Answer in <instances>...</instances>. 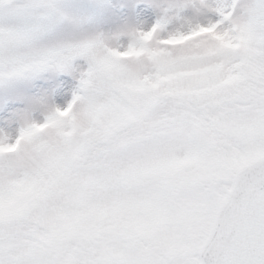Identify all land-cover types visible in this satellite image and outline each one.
I'll return each mask as SVG.
<instances>
[{"label":"snow or ice","instance_id":"1","mask_svg":"<svg viewBox=\"0 0 264 264\" xmlns=\"http://www.w3.org/2000/svg\"><path fill=\"white\" fill-rule=\"evenodd\" d=\"M94 11L0 0V264H264V0Z\"/></svg>","mask_w":264,"mask_h":264},{"label":"rangeland","instance_id":"2","mask_svg":"<svg viewBox=\"0 0 264 264\" xmlns=\"http://www.w3.org/2000/svg\"><path fill=\"white\" fill-rule=\"evenodd\" d=\"M61 3L68 5H91L95 9L92 13H78L80 19L84 23L85 27L90 30L95 26L92 24V18L102 17L106 14L107 10L112 8L117 0H60ZM133 9L141 7V0H131ZM120 11H124V6L121 4ZM146 24V21L139 16H125L122 19L121 27H141ZM98 31H109L108 29H97ZM67 31V30H66ZM58 74L53 71H46L41 73L36 79L29 81L27 84L21 85L19 90L22 94H26L32 90H40L37 88L39 85L50 83L53 79H58ZM9 88L6 86H0V99H3L9 92Z\"/></svg>","mask_w":264,"mask_h":264}]
</instances>
